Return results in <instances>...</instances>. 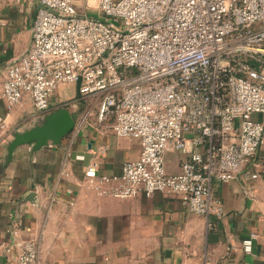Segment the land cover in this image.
<instances>
[{
  "label": "built area",
  "instance_id": "1",
  "mask_svg": "<svg viewBox=\"0 0 264 264\" xmlns=\"http://www.w3.org/2000/svg\"><path fill=\"white\" fill-rule=\"evenodd\" d=\"M95 1L39 0L31 45L8 65L1 97L12 108L28 95L36 119L64 107L57 91L81 78L77 99L96 98L99 122L141 146L119 175L90 163L86 185L118 199L176 195L189 212L222 219L214 182L264 171L254 118L264 114V0ZM168 151L182 156L179 172L167 170ZM260 238L251 231L243 251ZM15 264H39L33 241Z\"/></svg>",
  "mask_w": 264,
  "mask_h": 264
},
{
  "label": "crops",
  "instance_id": "2",
  "mask_svg": "<svg viewBox=\"0 0 264 264\" xmlns=\"http://www.w3.org/2000/svg\"><path fill=\"white\" fill-rule=\"evenodd\" d=\"M38 6L39 0H0V93L8 65L31 45ZM0 117L7 122L0 131V264H15L28 241L37 246L39 264H264L263 238L250 254L241 247L251 231L264 234V171L245 182H214L226 213L204 217L176 195L118 199L92 191L85 183L90 163L98 162L101 174L119 175L141 150L110 126L91 127L98 117L60 145L18 147L8 163L13 134L34 125L31 98L9 108L0 95ZM254 118L264 123V114ZM31 191L36 203L27 198Z\"/></svg>",
  "mask_w": 264,
  "mask_h": 264
},
{
  "label": "water",
  "instance_id": "3",
  "mask_svg": "<svg viewBox=\"0 0 264 264\" xmlns=\"http://www.w3.org/2000/svg\"><path fill=\"white\" fill-rule=\"evenodd\" d=\"M81 78L77 83V92L80 93ZM76 129V119L70 109L61 107L55 111L39 116L34 125L22 131H16L7 147V163L11 162L15 150L26 144H30L33 150H39L45 146L60 145L63 139ZM27 198L36 203V193L31 191ZM27 199V200H28Z\"/></svg>",
  "mask_w": 264,
  "mask_h": 264
},
{
  "label": "rangeland",
  "instance_id": "4",
  "mask_svg": "<svg viewBox=\"0 0 264 264\" xmlns=\"http://www.w3.org/2000/svg\"><path fill=\"white\" fill-rule=\"evenodd\" d=\"M80 4L82 5V2H80ZM93 4V6H95L96 3H91ZM91 15L94 16H99V14L101 16H105L104 13H99L98 10H89ZM75 85L72 86H66L64 89H60L57 91L56 96L54 97V100L56 102L60 101V100H64L65 101V105L64 107L70 109L71 111H73V113L77 116L80 117L82 116V119H79V124L78 127H76V131L81 130L82 127L87 124L86 120H90L91 118L94 117V119H97L98 113H99V101L96 98H87L84 100H78V94H77V90L74 87ZM68 97V98H67ZM67 99V100H66ZM78 104V108H76L74 106V104ZM110 123L109 122H99V120L95 121L93 123V126L91 127H105V126H109ZM71 135H69V137L67 138H71ZM180 154L176 153V152H172V151H168L166 153V168L169 171H174V173H176L177 169H179L180 167ZM180 170H178L177 172H179Z\"/></svg>",
  "mask_w": 264,
  "mask_h": 264
},
{
  "label": "bare ground",
  "instance_id": "5",
  "mask_svg": "<svg viewBox=\"0 0 264 264\" xmlns=\"http://www.w3.org/2000/svg\"><path fill=\"white\" fill-rule=\"evenodd\" d=\"M91 3H96V1L95 0H91ZM63 87H65V86H63Z\"/></svg>",
  "mask_w": 264,
  "mask_h": 264
},
{
  "label": "trees",
  "instance_id": "6",
  "mask_svg": "<svg viewBox=\"0 0 264 264\" xmlns=\"http://www.w3.org/2000/svg\"><path fill=\"white\" fill-rule=\"evenodd\" d=\"M74 115V114H73ZM74 117H75V115H74ZM72 134V132L71 133H69V135H71ZM69 135H67L65 138H67V137H69Z\"/></svg>",
  "mask_w": 264,
  "mask_h": 264
}]
</instances>
